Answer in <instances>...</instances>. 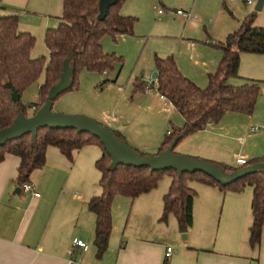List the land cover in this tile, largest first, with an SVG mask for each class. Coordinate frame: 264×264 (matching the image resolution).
Instances as JSON below:
<instances>
[{"label":"crops","instance_id":"0c3cea01","mask_svg":"<svg viewBox=\"0 0 264 264\" xmlns=\"http://www.w3.org/2000/svg\"><path fill=\"white\" fill-rule=\"evenodd\" d=\"M127 1V5L121 7L123 15H130L127 7L130 0ZM211 1L213 9L220 16L225 14L224 8L228 4H231L234 14L239 7L237 0H223L224 8L217 5L220 0ZM252 1L251 5L254 4V0ZM185 5L182 9L191 11L188 10L189 5ZM197 5L198 3L194 7L195 13L191 11L198 17L197 21L180 17L185 23L184 29L201 28L200 9ZM245 10V15L234 16L235 23L219 22L210 28L212 32H208L205 26L210 40L199 41L182 36L177 40V50L168 56L175 58L185 76L199 86L207 87L209 75L218 70L224 55L218 43L225 42L229 34L240 28L250 15L249 9ZM13 11L19 15L18 29L29 31L37 37L48 28L56 27L61 16H56L57 22L50 18L49 0H0V15ZM37 13H41L40 17L34 15ZM255 21L258 26H264V15L258 16ZM214 33L215 37H212L211 34ZM126 36L128 35L121 34L119 37ZM239 74L240 77L229 79V83L240 85L246 78L263 83L264 54L243 53ZM113 80L109 86H117L118 90H122V86L116 83L118 77ZM138 80L134 81L133 87V103L136 107H126L121 111L122 114L87 108L83 115L105 125L106 115H116L119 120L110 127H116V131L130 144V134L126 132V128L130 125L136 128L140 113L147 112L151 120L159 124L156 126L153 146L143 144L139 146L143 150L136 149L148 155H157L166 135L173 127L183 126L185 119L174 106L167 110V102L160 99L158 94L145 92ZM43 82L39 83L32 102L37 101V93ZM80 87L79 84L77 89L70 91H78ZM62 97L63 95L54 102L53 107L62 102ZM126 97L127 93H124V98ZM33 111L31 108L28 116ZM237 114L245 113L227 112L218 123H212L209 129L205 128L183 138L174 152L221 165L230 163L231 166H237L235 156L238 153L245 155L248 160L264 157V126L252 124L255 123L252 118L249 122L244 123L246 119L241 122L245 117ZM227 116L239 119L240 126L235 119H226ZM262 122L264 121L258 120L257 123ZM248 123L251 127L259 126L260 130H248L246 134ZM100 148L98 144L84 146L74 151L70 159L58 147L49 146L44 166L33 171L30 177V182L35 185L40 196L22 189L17 181L21 159L17 155L6 154L0 162V264H264V226L260 247L253 248L249 243L252 187H247L241 193L223 192L217 186L192 181L190 185L196 182L192 187L197 192L193 207L194 221L184 240L181 238L182 232L176 215L169 214L165 221L162 218L164 196L170 188L171 178L168 179L169 186L165 183L159 191H155L159 187L157 186L136 198L115 196L112 204V233L107 250L100 255L95 245L96 215L89 209V201L102 193L101 172L96 165ZM152 149L158 150L149 152ZM125 200L129 203V208H132V217L126 221L122 216L126 211L120 206ZM152 226L154 230L149 231ZM75 239L85 241L89 245L88 250L74 248ZM168 247L172 248L170 257L166 255Z\"/></svg>","mask_w":264,"mask_h":264},{"label":"trees","instance_id":"16d2710c","mask_svg":"<svg viewBox=\"0 0 264 264\" xmlns=\"http://www.w3.org/2000/svg\"><path fill=\"white\" fill-rule=\"evenodd\" d=\"M101 1L63 0L59 24L48 28L45 35L49 60L45 56L32 57L36 37L29 31L18 29L17 12L0 15V129L12 125L21 112L28 115V108H33L35 114L45 105L50 89L62 77L66 60L70 59L69 64L74 68L72 86L68 91L79 87V72L82 69L108 73L121 60L115 53L105 51L102 40L106 35L115 39L121 34L133 35L138 18L123 15L121 7L125 0H118L109 8L106 18L101 20ZM255 17L256 14H250L237 31L228 35L225 42L218 43L224 55L218 70L209 75V84L205 88L185 76L173 56H156L155 69L160 75L159 92L173 103L185 119L183 126L173 127L166 135L157 154L173 145L175 140H178V145L186 136L205 129L208 122L218 123L229 111L248 115L254 113L262 92V81L246 78L244 83L235 85L229 83V79L240 77L243 53L264 54V26L255 25ZM43 70L45 80L39 87L37 101L24 104L21 100L23 93L37 82ZM138 81L143 87L141 80ZM106 82L114 80H104L100 87ZM14 94L19 96V100L13 99ZM114 132L118 138H123L118 131ZM90 144H98L103 150L96 162L101 172L102 193L89 201V209L96 215L95 245L100 255L107 250L112 233L115 196L136 198L148 193L159 185L166 173L171 177V184L164 196L162 218L165 220L169 214H175L183 233L188 232L194 221L193 207L197 192L190 185L192 181L217 186L223 192L241 193L247 187H252L249 243L253 248L260 247L264 226V169L228 185L201 171L180 174L175 169L157 171L147 166L124 164L111 169L112 156L98 137L77 129L50 127L40 128L35 138L32 133H27L0 147V162L8 153L19 156L21 162L17 181L22 185L30 182L33 171L44 166L49 146L58 147L71 159L74 151ZM257 163H264V157L251 159L247 165ZM223 167L228 173L242 168L227 164Z\"/></svg>","mask_w":264,"mask_h":264},{"label":"rangeland","instance_id":"374dc122","mask_svg":"<svg viewBox=\"0 0 264 264\" xmlns=\"http://www.w3.org/2000/svg\"><path fill=\"white\" fill-rule=\"evenodd\" d=\"M237 1L239 7L234 14L231 4H228V7L224 8V2L223 0H220L217 5H219V8L223 7L226 11L223 16H220L219 12L213 9V2L211 0H199V2H197V0H130L129 6H127L129 9L128 14L138 18L134 28V34L126 37H117V39L111 35H106L103 40L106 52L115 53L117 56L121 57V60L117 61L115 67L112 70H109L107 74L96 70L82 69L79 72L80 89L78 91H67L63 93L62 102H60V104H55L53 110L71 115L89 117L83 115L84 110L87 108L99 112L105 111L110 114H122L121 111L126 107H136V104L133 103V97L135 95L133 94L134 81L137 78L141 80L144 76L155 70L156 56L166 57L172 55L175 50H177V40L182 38V36L186 39L195 38L199 41L202 39L210 40L211 37L208 35V32H212V29H210L211 27L219 22L221 24L229 21L231 24L235 23L236 17H241V15L243 16L246 14L245 9H249L250 14H256V19L258 16L264 15V9L256 10L258 0H254V4L248 7L245 0ZM127 3L128 1L126 0L123 5H127ZM196 3H198L197 8L200 9L199 22L201 23V28L190 27L187 29V27L184 29L185 23L179 16H177V14H175V9H182V7L185 8V4H188V10L195 13L194 7L196 6ZM172 10L174 11L172 12ZM49 11L51 15L50 18L57 22L56 16L62 15L63 12V0H49ZM160 11L163 12L160 13ZM34 15L40 17L41 13ZM259 19L261 20V18ZM205 26L208 29V32L206 31ZM215 34L216 33L211 34V36L215 37ZM45 35L46 30L42 32L40 37L35 36L36 43L31 52L33 58L45 56L47 60H49V50L46 44ZM116 77H118V82L116 83L122 86V90H118L117 86L114 88L109 86L111 82L104 83L102 87L103 89H101L100 84L104 80H113ZM42 80H45V70H43L37 82L25 90L23 98L21 99L24 104L29 105L33 101L34 93ZM124 93H127L126 98H124ZM28 112H31V108H28ZM140 114L141 116L137 123V127L134 128L133 125H130L126 128V132L130 134V137H128V139L131 140L130 145L143 150L142 147L139 146H142L143 144L153 146V137L156 132V126L159 124L158 122L151 120V117L147 112L143 111ZM238 115L239 117H245L241 119V122H243V119H246L244 123L249 122V119L252 118L255 122L252 124L264 126V122H262V124L257 123L258 120L264 121V82L262 83V93L257 100L254 113L250 116L248 114H237V116ZM229 117L230 116H227L226 119H235ZM235 120L238 121V126H240L239 119ZM120 126H122V123H120ZM247 127L246 134L247 131L250 130L249 128L251 127V124L249 125L248 123ZM113 129L117 130L116 127H113ZM100 150L101 152L97 157L98 159L103 154L102 148H100ZM156 150L152 149L149 152H154ZM226 164L231 165L230 163ZM169 178H171L170 175L166 173L161 182H159V187L155 191L163 189L165 183H169ZM194 184L196 185V182L193 183L192 186ZM167 186H169V184ZM125 199L132 203L130 198L126 197ZM127 200L120 203V206L126 211L125 214H122L125 221L127 218H130L132 209L129 208ZM133 220H135V217ZM152 230H154L153 226L149 228V231ZM187 233L188 232H182L181 238L184 240L187 239Z\"/></svg>","mask_w":264,"mask_h":264},{"label":"water","instance_id":"95a60500","mask_svg":"<svg viewBox=\"0 0 264 264\" xmlns=\"http://www.w3.org/2000/svg\"><path fill=\"white\" fill-rule=\"evenodd\" d=\"M117 1L102 0L99 19H105L109 8ZM263 5L264 0H258L256 10H262ZM69 61L70 59L66 60L60 81L50 89L45 105L37 113L28 116L21 112L12 125L0 129V147L21 138L27 133H32L33 138H35L38 130L42 127L52 129L72 128L80 132H89L102 141L108 153L112 156L111 169H115L119 164H124L136 167L147 166L157 171L175 169L180 174L201 171L223 185H228L259 169H264V163H257L244 166L236 172L228 173L223 165L219 163L175 153L174 148L178 140H175L173 145L160 154L143 155L138 149L131 146L126 139L118 138L111 127L102 125L93 118L54 111V101L72 86L74 68L69 64ZM13 99L15 101L19 100V96L14 94Z\"/></svg>","mask_w":264,"mask_h":264},{"label":"built area","instance_id":"2783aa9c","mask_svg":"<svg viewBox=\"0 0 264 264\" xmlns=\"http://www.w3.org/2000/svg\"><path fill=\"white\" fill-rule=\"evenodd\" d=\"M230 1H235V0H230ZM247 5H251L252 4V0H246L245 1ZM163 11H160V13H162ZM176 14L177 16L179 17H183L185 18L186 20H190V21H197L198 20V17H196L191 11H187V10H183V9H178L176 10ZM105 74H107V72H104ZM141 82L143 84V89L145 92H148V93H156L158 94V96L160 97V99L164 100L167 102V110L170 109L171 106H173V103L164 95H162L160 92H159V86H160V75H159V72L158 70H153L152 72H150L148 75L144 76L142 79H141ZM119 120V117H117L116 115H106V118H105V121H106V125L107 126H111L114 122L118 121ZM212 123L211 122H208L206 124V129H209L211 127ZM260 130V127L259 126H252L250 128V132H256ZM248 158L243 155V154H236L235 156V164L238 166V167H244V166H247V163H248ZM22 189L25 191V192H31L33 193L34 195L36 196H40V193L36 190V187L35 185L32 183V182H27V183H24L21 185ZM73 247L74 248H80L84 251L88 250L89 248V245L81 240V239H75L73 241ZM171 252H172V248L171 247H168L167 249V257H170L171 256Z\"/></svg>","mask_w":264,"mask_h":264}]
</instances>
